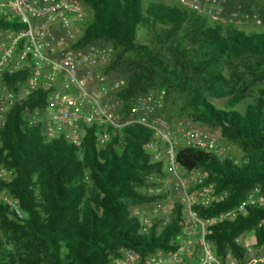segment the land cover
I'll list each match as a JSON object with an SVG mask.
<instances>
[{
    "label": "trees",
    "instance_id": "16d2710c",
    "mask_svg": "<svg viewBox=\"0 0 264 264\" xmlns=\"http://www.w3.org/2000/svg\"><path fill=\"white\" fill-rule=\"evenodd\" d=\"M81 1L89 18L75 45L112 47L107 69L124 73L115 90L122 116L134 114L139 96L158 90L164 108H179L197 126L219 128L220 141L229 147L225 157L194 146L177 150L185 176L197 168L204 172L190 190L212 184L226 194L210 206L194 204L196 214L217 215L253 190L264 196V29L210 22L163 0ZM7 26L0 19V28ZM139 26L148 27V42L136 39ZM210 98H227L230 108ZM246 98L251 101L243 111L232 108ZM151 134L150 127L133 122L110 128L103 144L93 127L80 145L48 140L38 127L24 126L23 105H16L0 133V164L14 170L4 185L23 215L0 201V264H115L128 249L144 256L172 248L182 228L178 199L159 231L155 223L141 231L139 218L130 213L132 205L167 196L164 189L149 192L157 187L151 175L165 173L164 162L152 161L144 147ZM231 147L240 150V158ZM249 232L254 246H264V199L247 204L232 220L212 224L207 238L218 255L244 259L240 238Z\"/></svg>",
    "mask_w": 264,
    "mask_h": 264
},
{
    "label": "built area",
    "instance_id": "2783aa9c",
    "mask_svg": "<svg viewBox=\"0 0 264 264\" xmlns=\"http://www.w3.org/2000/svg\"><path fill=\"white\" fill-rule=\"evenodd\" d=\"M174 3L206 16L222 10L219 0ZM88 18L89 12L81 0H0V19L9 24L0 28V133L16 105H23L24 126L38 127L48 140L62 138L74 145L81 144L89 127L96 129L99 144L108 139L110 128L119 129L133 122L150 127L152 134L144 147L152 161H163L164 171H170L175 195L164 190L167 196L143 202L150 204L148 209H140L143 203L135 204L130 213L141 216H137L141 231L148 232L153 223L159 231L168 224L178 199L182 203V228L172 240V248L144 256L128 249L115 259V264H263L264 251L251 252L245 242L244 259L230 253L218 255L207 235L212 224L232 220L247 204L264 196H257L253 190L239 205L217 215L196 214L194 204L210 206L226 194L217 192L212 184L190 190L191 185L202 181L204 172L197 168L185 176L176 160L177 150L194 146L225 157L229 147L220 141L219 135L189 120L168 125L137 116L136 113L153 108L160 99L158 90L139 96L133 105L134 114L122 116L115 99L121 81L113 82L107 69L112 47L102 43L75 45ZM26 100L29 104L24 103ZM240 161L234 159L236 163ZM14 175L13 169L0 164V201L21 217L18 199L4 185ZM151 178L157 187L149 192L164 189L160 182H165V178L155 174Z\"/></svg>",
    "mask_w": 264,
    "mask_h": 264
},
{
    "label": "rangeland",
    "instance_id": "374dc122",
    "mask_svg": "<svg viewBox=\"0 0 264 264\" xmlns=\"http://www.w3.org/2000/svg\"><path fill=\"white\" fill-rule=\"evenodd\" d=\"M152 0H142L144 4L151 2ZM222 8L220 13H216L207 16L210 22L213 21H233L239 27L245 30H263L264 29V0H219ZM165 4H173L175 0H164ZM150 38V32L147 26H139L136 32V39L140 42H148ZM110 79L113 82H119L124 79L123 71L118 68L110 72ZM210 101L220 108H230L228 105L227 98H210ZM251 101V98H246L241 102L237 103L232 108L239 111H243L246 104ZM182 101H180V105ZM137 116L144 115L148 120H158V122L168 125H178L183 122H187L188 118L186 114L179 108L167 109L161 104L160 99L154 104L153 108L146 113H136ZM210 131L220 134L219 128L209 129ZM233 153L237 157H241V152L235 147H231ZM161 178H165V182H160V185L168 192V194L175 195L173 189L172 175L170 171H166ZM180 191V189H179ZM149 203H143L140 209H148ZM138 216V215H137ZM141 218V216H138ZM250 248L251 252H262L264 246H254V236L252 232L247 233L245 236L240 238Z\"/></svg>",
    "mask_w": 264,
    "mask_h": 264
}]
</instances>
